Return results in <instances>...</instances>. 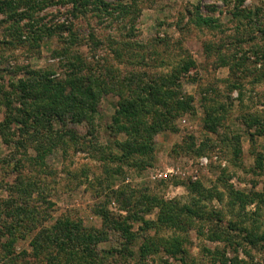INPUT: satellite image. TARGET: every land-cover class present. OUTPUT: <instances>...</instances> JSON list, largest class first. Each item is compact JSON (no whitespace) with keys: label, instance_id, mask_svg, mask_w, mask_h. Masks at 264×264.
Masks as SVG:
<instances>
[{"label":"rangeland","instance_id":"rangeland-1","mask_svg":"<svg viewBox=\"0 0 264 264\" xmlns=\"http://www.w3.org/2000/svg\"><path fill=\"white\" fill-rule=\"evenodd\" d=\"M24 1L16 0L18 12ZM105 1L128 13L104 16L93 4L80 8L86 16H74L67 0H44L42 9L16 23L18 15L0 10V121L7 99L15 105L22 94L16 85L27 70L48 73L53 81L79 82L91 74L116 83L98 88L95 111L88 114L94 126L68 119L61 127L79 144L66 136L63 145L41 146L24 140L17 125L8 140L0 132V199H33L40 216L35 235L67 220L95 235L92 264H182L181 255L189 264H264V132L257 131L264 124V0ZM197 13L216 18L215 25L200 24ZM57 24L72 25L74 37L68 29H52L49 36L46 28ZM90 32L103 44L91 47ZM187 63L189 69L166 84L169 103L188 101L160 107L159 116L145 113L147 124L159 121L157 132L141 128L145 136L136 140L146 149L129 154V134L116 132L114 121L127 89L123 78L135 74L140 85L155 83L165 91V79ZM207 114L219 123L213 126ZM254 119L260 124L248 127L245 121ZM18 175L25 184L15 193L10 185ZM239 193L252 201L234 204L231 195ZM185 207L194 214L216 210V216L205 221L202 212L192 220ZM231 222V241L213 238ZM22 232L13 254L0 247V264L74 263L41 240L31 245L34 234ZM247 233L254 242L244 239ZM175 243L185 252L174 255Z\"/></svg>","mask_w":264,"mask_h":264},{"label":"trees","instance_id":"trees-1","mask_svg":"<svg viewBox=\"0 0 264 264\" xmlns=\"http://www.w3.org/2000/svg\"><path fill=\"white\" fill-rule=\"evenodd\" d=\"M40 1L41 2H34V0L24 1L23 6H25V10L18 12L16 9V0H0V10H6L13 15H18L15 21L16 23H19L23 18H28L26 17L27 14L30 15L31 12L34 13L33 9L36 10L37 8H43L42 3L44 0ZM65 1L66 0H62V2ZM67 2L70 3L72 8L71 12L74 16H86L87 12H85L84 9L80 10V8L89 9L90 7H93V4L95 5V11H99L98 13L102 14L104 13V16L110 17L115 12L120 14V16L128 13V8L122 4H113L106 2L105 0H67ZM197 17L199 23L203 25L214 26L217 21L216 18L203 16L199 13H197ZM46 29L49 31L47 33L49 36H53L52 29H68L70 36L72 38L74 37L72 36V25L68 26L65 24H57L54 28ZM88 41L91 47L94 48L103 44V41L93 32H90ZM113 41L114 39L111 40V43ZM188 64L192 65V63L184 64L180 69H178L179 71L174 73V70L173 73L168 76V79H165V91H163V89L155 83H144L143 85H140L135 74L127 79V81H125L126 78H123L124 80L122 82H126L127 89L120 92L121 100L118 103L114 121L115 124H117L115 126L116 132L122 130L129 134V140L125 143L128 144L127 150L129 151V154L144 152V147L146 149V146L144 145L140 147L138 141L136 140L138 137L144 138L145 136L141 134V128H143L149 135H153L157 132V125L160 124L159 121L154 120L152 121L153 123L147 124L145 122V113L155 112V115L159 116L160 113L158 112L160 107L165 106L167 108L168 106V108L171 109L176 106L180 108L182 106L181 104L184 106V103L188 101L187 99H178L177 101L172 99L170 101L171 103H169L168 100L173 97V94L166 84L168 81H176L179 78L178 73H180L182 69H189L190 65ZM26 72L28 74L27 78L20 80V82L16 85L22 92L21 95L18 94V98L16 99L17 103L14 105L13 98L11 100L7 99L8 109L6 111L5 119L0 121V132L4 136L5 140H8V135L11 134V128H13L14 125H17L16 131L22 132L23 136L21 137H23L24 140L29 142L37 141L40 145L44 142L41 146H47L49 148L55 147L57 144L63 145L67 141L66 136H69L70 140L73 141L74 144L78 143L79 138L77 135L71 134L70 136L67 132L64 133L61 127L66 126V121L68 119L74 121L87 119L91 126H94V118L92 115L90 116L88 114L89 112L91 113L95 111V95L99 91L98 88L100 85L113 88L116 86V83L107 84L105 81H102L101 77L93 76L91 74L83 75L82 79L78 82L75 79L68 81H53L48 77V73H40L32 70H27ZM65 82H69L72 85L71 91H67ZM135 84L138 85L133 86ZM177 104L180 105L177 106ZM161 112V114L165 117L166 113L163 111ZM207 116L212 117L213 120L211 119V122H213V126L219 123V119H215L210 114H207ZM245 123L248 127L253 124L258 125L259 119L248 120L247 122L245 121ZM56 124L60 125V127ZM260 125L261 129L257 131L262 133L264 132V124ZM108 128L115 132L112 124ZM42 130L45 131V134L38 137L35 136V132H38V135H40ZM94 133V130L90 131V135L93 137H95ZM228 136L229 134H225L226 139H229ZM24 142L25 141H23V143ZM119 145L121 146L122 143H119ZM15 181V184L10 185L12 188L11 191L15 190V193H19L20 185H24L25 183L21 180L20 175L17 176ZM34 184L35 182L28 183L26 185L28 187H32ZM124 197V199L127 198V203L131 201L130 197ZM17 198L9 196L7 198L0 199V247L2 250L9 254H13L15 247H17V242L21 237L20 235L23 234V229L24 234L26 235L32 233L34 234L31 245L33 244L35 246V241L37 242L38 240H41L42 243L46 244V246L52 245L56 247L58 254H61L62 256L66 254L72 256L73 259H75L72 264H79L80 262V264H92L90 259H94L97 255L96 249L93 246L96 242V239H94L95 235L87 234L70 220L61 222V225L57 224L49 229L40 228L35 235V221H37L40 216L37 213L35 214L34 206H32L33 199L19 200L20 198ZM231 200L234 204L242 207H245L252 201L248 200L247 196L242 193L231 195ZM183 212L184 208H181L177 215L181 216ZM202 212H206L207 215L201 216L200 214ZM185 213L187 216H190L192 220L195 216H201V218L205 221H213V216H216V210L207 211L206 209H203L201 212L196 211L194 214V210L189 207H185ZM230 226L231 227H229V229H223L220 235H213V238H225L231 241L233 236L229 233L231 232L229 230L230 228H236L232 227L236 226V224L231 222ZM248 233L244 239L254 242L255 235H249ZM262 236V238H264V234ZM22 237H24V235H22ZM126 238L128 244L131 239L129 233H127ZM240 238L243 237L240 236ZM256 238L258 239V236ZM41 241H39V243H41ZM171 247H173L172 253L174 255L176 252H185L179 244L175 243V245ZM51 257L52 256H50V258ZM180 260L182 264H189L184 255H181ZM47 262H49V264H69V259L59 261L60 263H55L53 260Z\"/></svg>","mask_w":264,"mask_h":264}]
</instances>
